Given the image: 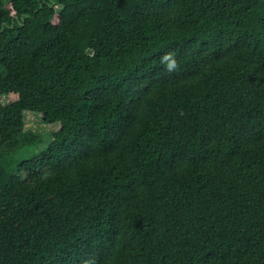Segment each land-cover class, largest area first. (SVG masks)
Wrapping results in <instances>:
<instances>
[{
    "label": "trees",
    "instance_id": "16d2710c",
    "mask_svg": "<svg viewBox=\"0 0 264 264\" xmlns=\"http://www.w3.org/2000/svg\"><path fill=\"white\" fill-rule=\"evenodd\" d=\"M0 264H264V0H0Z\"/></svg>",
    "mask_w": 264,
    "mask_h": 264
},
{
    "label": "rangeland",
    "instance_id": "374dc122",
    "mask_svg": "<svg viewBox=\"0 0 264 264\" xmlns=\"http://www.w3.org/2000/svg\"><path fill=\"white\" fill-rule=\"evenodd\" d=\"M2 101L3 103H7L8 98L3 97ZM24 122H25V131L35 132L37 134L42 135L43 141L40 145H38L34 149H27L13 154L11 156L12 157L11 160L15 162L21 159H29L30 157L34 156L35 153L41 151L51 141L53 132L59 128L58 125H53V126L47 125L44 122L43 115L41 113L34 111L24 112Z\"/></svg>",
    "mask_w": 264,
    "mask_h": 264
}]
</instances>
